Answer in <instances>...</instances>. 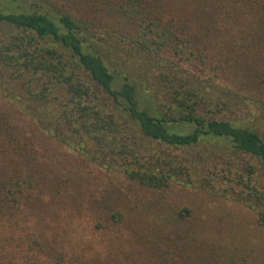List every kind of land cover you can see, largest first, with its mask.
<instances>
[{
    "label": "trees",
    "instance_id": "trees-1",
    "mask_svg": "<svg viewBox=\"0 0 264 264\" xmlns=\"http://www.w3.org/2000/svg\"><path fill=\"white\" fill-rule=\"evenodd\" d=\"M0 1V264H264L173 197L220 145L264 230V0Z\"/></svg>",
    "mask_w": 264,
    "mask_h": 264
},
{
    "label": "rangeland",
    "instance_id": "rangeland-1",
    "mask_svg": "<svg viewBox=\"0 0 264 264\" xmlns=\"http://www.w3.org/2000/svg\"><path fill=\"white\" fill-rule=\"evenodd\" d=\"M144 143V149L151 152L163 155H167L168 152L173 155L183 153L178 150H167L148 141ZM225 150L217 144L201 146L199 156L195 155L193 159L191 187L177 190L173 197L182 205L194 209L196 219L198 217L197 224L206 230L201 234L206 239L217 244L246 248L255 251L254 256L259 254L258 256L264 258V230L257 225L253 211L246 207V197L241 196L240 187L227 181L226 171L219 172L221 166L229 167L227 165L229 163L233 164L230 166L235 170L236 166V169L239 168L241 162L240 156L231 155ZM255 180L260 187H264V172L258 171ZM230 185L234 191L230 190L228 193L225 190L229 189ZM225 194L227 197H221Z\"/></svg>",
    "mask_w": 264,
    "mask_h": 264
}]
</instances>
